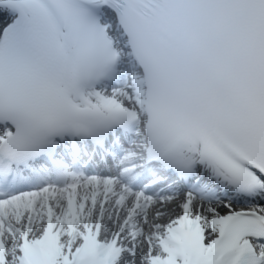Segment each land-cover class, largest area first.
Here are the masks:
<instances>
[{
	"label": "snow or ice",
	"instance_id": "snow-or-ice-1",
	"mask_svg": "<svg viewBox=\"0 0 264 264\" xmlns=\"http://www.w3.org/2000/svg\"><path fill=\"white\" fill-rule=\"evenodd\" d=\"M0 264H264V0H0Z\"/></svg>",
	"mask_w": 264,
	"mask_h": 264
}]
</instances>
